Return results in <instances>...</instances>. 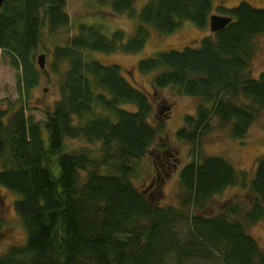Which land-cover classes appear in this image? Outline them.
Returning <instances> with one entry per match:
<instances>
[{"label": "trees", "instance_id": "trees-1", "mask_svg": "<svg viewBox=\"0 0 264 264\" xmlns=\"http://www.w3.org/2000/svg\"><path fill=\"white\" fill-rule=\"evenodd\" d=\"M67 5L13 0L0 11V51L16 71L19 96L14 103L0 101V188L19 198L15 210L27 232L25 246L11 248L0 264H264L249 233L264 221V157L251 179L225 158L200 155L215 120L243 141L264 113V73L259 79L249 74L255 40L264 35V8L246 2L219 7L232 19L226 28L196 47L138 64L143 76L158 73L155 92L172 89L201 101L176 132L192 148L179 174V202L160 206L135 179L152 149L157 160L171 154L163 142L171 105L155 113L152 95L133 87L119 66H104L89 53L135 55L151 30L172 35L188 22L208 30L213 0H149L140 11L135 0H111L115 15L139 22L131 36L119 30L107 37L102 25L79 23L61 45L57 38L71 27ZM42 53L50 54L46 71L37 65ZM50 75L60 99L46 121L35 122L26 101ZM76 140L98 145V155L69 151L67 141ZM157 166L156 174L162 171ZM237 186L248 190L246 200L213 207L215 197Z\"/></svg>", "mask_w": 264, "mask_h": 264}, {"label": "rangeland", "instance_id": "rangeland-1", "mask_svg": "<svg viewBox=\"0 0 264 264\" xmlns=\"http://www.w3.org/2000/svg\"><path fill=\"white\" fill-rule=\"evenodd\" d=\"M148 1L135 0V8L140 11ZM243 2L249 3L258 9L264 8V0H213L214 14L219 7L234 9ZM67 4L71 27L57 38V41L60 42L58 43L61 45H64L69 36L76 32V27L79 23L102 25L103 33L107 37H111L114 32L119 30L124 31L129 37L134 33L139 23L137 20L128 19L125 15H115L109 3L101 4L99 0H67ZM210 34L209 30H201L188 22L184 24L182 29L172 35H160L151 30V36L145 48L135 55L89 53L91 60L97 61L104 66H119L122 76L133 87H141L142 90H145L144 93L152 95L155 113L162 107L163 103L171 105L169 118H167L168 115L164 117L168 120V130L163 142L172 150L167 157H162V160L168 161L170 165L166 168V172L161 171L160 176H158L155 173V166L159 163L157 156L160 154L157 150L152 149L151 151L154 154L144 160L142 172L135 179V185L140 191L148 190L154 183V179L158 177L162 179V193L158 194L161 185L157 186V183L148 192V195L153 194L151 202L155 205L175 206L179 202L180 185L178 178L182 168L192 160L190 156L192 148L187 144L180 143L176 132L183 126L186 116H192L196 113L201 101L195 98L178 97L172 89L155 92L152 82L158 73L143 76L138 72V64L143 60L155 57L158 53L182 51L186 47H196L204 37ZM255 44L257 50L251 63L249 74L251 78L259 79L261 74L264 73V35L258 37L255 40ZM49 65L50 54H47V69ZM50 76L51 79L46 76L42 78L41 85L31 95V104L26 101V107L33 108L32 111L27 112V115L32 116L35 122L46 121V113L52 110L56 101L60 99L59 89L56 86L57 79L54 75ZM18 98L16 71L9 66L8 59L0 51V101H11L14 103ZM123 108L129 111L135 110L133 105H126ZM164 113L166 114L167 112ZM216 122L215 120L214 125L217 128L204 139L200 155L203 157H223L238 171L247 172L249 177L253 179L257 162L264 157V113L261 114L243 141L233 139L230 131L220 128ZM67 149L72 152L86 149L96 155L99 153L98 145H88L82 140L67 141ZM143 174H147V176H143ZM247 197L248 190H244L239 186L232 187L224 194L215 197L213 207L218 209L226 201L231 199L246 200ZM17 199L19 198L16 195L4 188H0V257L5 255L11 248H20L27 243V232L15 210V201ZM207 214H213V212L207 211ZM249 233L258 241L261 250L264 252V221L252 226L249 229Z\"/></svg>", "mask_w": 264, "mask_h": 264}, {"label": "water", "instance_id": "water-1", "mask_svg": "<svg viewBox=\"0 0 264 264\" xmlns=\"http://www.w3.org/2000/svg\"><path fill=\"white\" fill-rule=\"evenodd\" d=\"M12 0H0V11L3 8V5ZM232 22V19L227 16H212L210 19V30L212 33H217L224 28H226L230 23ZM38 65L41 70L46 69V63H47V56L45 54H41L38 57Z\"/></svg>", "mask_w": 264, "mask_h": 264}, {"label": "flooded vegetation", "instance_id": "flooded-vegetation-1", "mask_svg": "<svg viewBox=\"0 0 264 264\" xmlns=\"http://www.w3.org/2000/svg\"><path fill=\"white\" fill-rule=\"evenodd\" d=\"M158 160H159V167L157 166V170H162L164 172H166V168L169 167V162L168 161H163L162 158L158 157ZM158 176H160V172L157 173ZM154 183H152V185L150 186L149 189H153V186L157 183L158 185L157 186H160V189L158 191V194L161 193V188H162V185H163V182H162V179L160 177H158L157 179H155L153 181ZM147 192V191H145ZM3 205V203H2Z\"/></svg>", "mask_w": 264, "mask_h": 264}]
</instances>
